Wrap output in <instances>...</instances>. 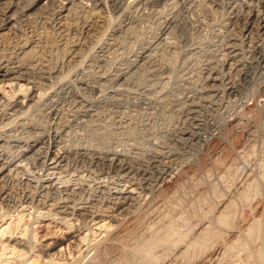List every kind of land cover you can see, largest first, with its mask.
Returning a JSON list of instances; mask_svg holds the SVG:
<instances>
[{
    "label": "rangeland",
    "instance_id": "1",
    "mask_svg": "<svg viewBox=\"0 0 264 264\" xmlns=\"http://www.w3.org/2000/svg\"><path fill=\"white\" fill-rule=\"evenodd\" d=\"M45 1L47 0L36 2L41 6ZM133 1L129 0L128 2L131 3L129 6L126 5L127 7H111L108 10L100 11V13L94 10L89 17L80 18L79 25L77 24L78 28L83 25L85 19L89 22L94 21L95 27H102L101 29L106 33H103L104 35L100 33L101 36L93 37V40L87 38L91 42L88 47L84 46L83 48L82 46L80 54L84 56L82 55L83 57L78 59V64H74L76 69L66 68L63 73L65 78L61 74V76L59 75L60 79L47 81L46 90L41 91L39 94L41 97L38 95L39 99L36 98L39 101L34 103L37 107L31 111L33 113L30 112L28 115L32 120L23 119L28 124L37 123V126H33L38 129L44 124L42 131L45 132L55 134V131L59 129L60 132L57 131L59 132V145L64 146L63 148L68 153L65 162L60 164L58 161L57 164L52 155L49 158H44L43 151L48 154L50 152V148H47L46 144L37 147L39 153L31 156V152L23 156L22 149L25 148H23L25 144L23 141L29 139V136H33V129L28 127L20 129L21 127L15 125L18 118L10 119V121L12 120L10 124L5 121L6 123H4L7 125L3 124L4 128L2 127L0 131L1 136L4 137V141L0 143V180L6 179L8 182L7 184L5 181L6 186L14 198V202H12L14 205H10L9 214L6 213L7 207L0 208V226L4 224L0 229L12 222L16 214L23 213L20 225H16V220L12 222V232L15 231L12 237L22 238L21 230L26 228L27 240L31 237L33 230H36L42 243H49L61 238L64 246L68 243L72 245L70 251L66 250L65 252V249L62 248L65 252L63 260L66 263L150 264L152 261V264H185L181 259H176L174 254L176 251L168 253L164 259L160 258L163 256H160V250L157 249L154 251V253L156 252L154 255L152 253L151 258L153 259H141L142 257L140 258L139 255L134 257L136 252L134 253L132 250L126 253L119 250L118 252L116 249L106 248L102 243L100 244L101 249L99 248V251L95 252L90 247L99 242L105 233L99 235L100 231L93 229L97 226L93 225L94 221L90 222V218L86 221L88 225L84 227L85 229L74 232L75 228L72 229L73 231L64 228L65 225L52 219V216H43L50 209L48 206L47 209L40 212H37L35 207L22 211L24 208L19 206L21 199L32 198V201L36 200L34 205H37L42 199L41 194L49 185L54 186L52 191H57L56 193L60 194H58L59 198L63 199L67 195L80 202L92 201L94 205L101 206L103 210L96 212V222L102 221V219L111 221L114 224L113 229L119 228L123 223L130 224L127 220L135 215L138 218L144 215L145 218H139L143 221L140 220L137 223L139 229L141 228L140 231H144L145 236L141 231L142 238L149 236L148 229L156 222V226L162 227L163 224H167L170 227H177L179 233L185 232L192 222L195 224L198 220H209L216 210L218 212L219 203H223L227 199L237 202L234 205L236 206L234 213L235 211L237 213V216H234L237 220H235L236 218L232 220L234 222L231 225L233 229L230 227L232 232L226 227L223 232L225 233L224 239L235 238V235H239L237 229L246 227L250 222L253 224V221L259 217L264 230V56H262V54L264 55V45L259 52L255 51L253 46L254 42L258 40H262L261 44L263 43L262 34L255 29L249 35L251 37L246 33L242 35L240 26L243 20H237L234 13L241 9L238 7L240 3L236 4L232 0H166L160 5L149 4L144 7L134 4ZM88 4L91 5V2ZM38 5L23 11L27 15L32 13L29 18L22 16L26 22H21V20L17 22H21V26L24 24L22 28L20 26L23 30L17 31L14 27V35L9 34L5 37L6 39H1L0 46L15 44L26 36H33L38 32L47 33L50 44L56 45L57 42L54 41L56 35L51 27L52 21L42 22L37 15H33L35 9L39 7ZM6 9L5 4H0V16L2 14L9 16L16 9L22 13L19 6H15L10 11ZM176 11L183 22V29L176 31V34L168 38L170 42H173L172 46H169L168 40L166 43L159 37L166 24L165 21H168L170 14L172 16ZM240 11L243 12V9ZM245 16L246 13L240 17L245 19ZM17 25L15 23V26ZM82 30L84 32L87 29L82 28ZM82 30L79 29V32L83 33ZM16 32L17 34H15ZM117 36H120L117 45L111 46L110 42ZM162 37L165 38V36ZM151 44L153 51L149 52L153 55V62L143 63L147 58L140 60L142 49ZM173 44L177 48H173ZM65 54V50L56 52L55 57L53 56L54 61L50 62L54 63L50 66L62 65L64 57L66 58ZM239 61L247 64L242 71L247 75L245 78L240 74V69L243 66H240ZM210 67H214L215 71ZM117 70L120 71L116 73ZM121 73L124 75L123 78L116 76ZM208 75H211V80L208 79ZM229 80L238 86L233 94L229 93ZM9 89L10 87L7 88V91ZM192 101L196 105L192 104ZM249 106H253L254 111L248 112ZM54 107L61 108L55 118L49 114ZM248 116L251 118L249 119ZM238 120L251 121L254 125L253 129H256L255 136L250 137L247 133L241 132L240 127L234 126ZM64 127L65 129H63ZM36 131H41V129ZM190 132L193 134L197 132L196 135L199 138L189 140L187 136ZM239 143L240 147L237 150L236 147ZM77 149L84 154L79 153ZM156 151L163 152L168 157L160 159L162 160L159 161L160 163L158 162L160 167L156 166L157 162L151 163ZM115 152L121 154L122 158H127L129 163L131 162L130 165L134 172L125 170L118 173L116 168H111L108 159H111V155ZM8 160L13 161L11 165L1 169L4 164L8 165L6 163ZM165 164H168V168L176 173L185 167H194L200 172L197 174L198 176L192 177L188 181L189 183L183 182L174 197L170 198L166 206L162 207L160 211L165 214L159 211L148 217L142 212L143 207L149 202L152 192L155 190L153 178ZM148 169L149 171H147ZM153 172H156L155 176ZM209 186L215 187L214 191ZM116 191L120 193L118 194ZM240 192L248 194V201L245 200L247 196H244L245 199H243ZM113 193L115 194L112 195ZM203 193L206 196L204 198ZM117 195L123 197L121 208L114 207L115 209L109 208L108 210L107 206L115 202L114 197ZM204 200L205 202H203ZM51 202L52 200H47L46 205L52 204ZM201 214L207 216L202 217ZM41 215L42 217H40ZM243 217L245 218L243 219ZM234 220L237 221V224ZM77 223L81 227L87 224L82 221ZM137 225H134L136 229H138ZM130 226L133 227L132 223ZM71 231L75 236H83L87 233L89 242H79L75 236L68 239ZM94 231H97L96 235H93ZM10 236L11 233L6 235V237ZM262 238L261 240L264 241ZM261 240H254L252 243L254 242L253 245L256 246L262 243ZM252 243L248 248L253 246ZM59 248L60 246L57 247V250ZM137 248H142L141 244ZM126 256L127 258L132 257L125 260ZM220 259L221 261L219 260L218 263L214 260L211 263L239 264V262L235 263L222 256ZM263 261L261 264H264Z\"/></svg>",
    "mask_w": 264,
    "mask_h": 264
},
{
    "label": "bare ground",
    "instance_id": "2",
    "mask_svg": "<svg viewBox=\"0 0 264 264\" xmlns=\"http://www.w3.org/2000/svg\"><path fill=\"white\" fill-rule=\"evenodd\" d=\"M36 1H38V0H7V1L5 0L4 2L2 0H0V4L1 5L5 4L7 9H9V11L12 10V8H14L15 6H19V9L21 8L22 13H23V11L25 9L27 10V9H32V8L36 7L38 5V2H36ZM128 1L129 0H47V1H45V3L43 5H41V6L38 5L39 7H37L35 9V12H33V15H37L39 20L42 22H47L48 20L52 21L51 27L53 29L54 34L56 35L55 36L56 39L54 41L57 42L55 46H52L50 44L51 42L48 41V39H47L48 35H46L47 33L43 34L42 32L41 33L38 32L37 34H35L33 36L28 35L25 38H23V40L21 39L22 41L16 42L15 44L14 43L11 45L4 44V45L0 46V94H1V96H0V128L1 129H0V131L2 130V127L4 128V125L7 121H8L7 124H10L12 122V120L10 121V119L15 120L16 118H18L19 120L16 119L15 125H17L19 128L21 127L20 129H25L26 127L33 129V136L32 137L29 136L30 137L29 139H27L26 141H23V142H25V144L23 145V148L24 147L25 148L22 149L24 152L23 156H26L28 153H31V152H32L31 156L39 153V151H38L39 149L37 150V147L39 145L46 144L47 148H50L51 153L49 152V154H48L46 151H43V153L45 154L44 158H46V157L49 158L52 155V157L55 159V162L57 163L59 161L60 164H61V162H63V161L65 162L67 160V158H68L67 151L63 148L64 146L63 147L60 146L59 145L60 143L58 142L59 141L58 140V138H59L58 133L60 132L59 129H57V131H59V132L54 130L55 134L53 132H45V131H42V130H44L43 129L44 124H43L42 125L43 128H42V126L39 127V125H38V127L41 129V131H36V130H40V129L33 126V125L37 126V123L28 124V122L26 123L24 120L26 118L30 119L28 117L29 113L35 107H37V105H35L34 103L37 101L36 98L38 97L39 94H41V91L46 90L45 89L47 86L46 82L51 80V79L53 80V79L59 78L61 76V74L63 75L66 68L67 69L68 68L73 69L74 64L75 65L78 64V62H79L78 59L82 58L84 56L83 54H80V51L84 48V46L88 47V44L91 42L88 39L92 38V40H93V37L95 38L96 36L98 37V36H101V34L106 33L105 30L101 29L102 28L101 26H100L101 28L95 27L96 24L94 21L89 22L88 20H85V19L83 20V22L85 21L83 23V25L78 28L77 24H78V22H80L79 21L80 18L89 17L90 15H92L94 10H96V12L99 11V13H100V11L108 10L111 7L123 8L126 5L129 6V3H131V2H128ZM164 1H166V0H134L133 2H134V4H137V5L139 4L141 7L142 6L144 7L145 5H149V4L155 5V6L160 5L161 2H164ZM198 1H201V0H198ZM232 1H235L236 4L240 3L238 7L241 8L240 10L243 9V12L240 11L239 9H238V11L237 10L234 11L235 18L237 20H243L242 25L240 26V32L242 33V35H244L246 33L249 36L250 34H252L254 32L255 29L258 30L257 32H260L262 34L263 43L261 44L262 40L261 41L258 40L257 42H254V45L252 44L255 48V51L259 52V50H261L260 48L263 47L262 45H264V0H232ZM88 2H91V5H89ZM20 5H21V7H20ZM176 7H178V6H176ZM37 11H39V12H37ZM22 13L18 12L16 9L9 16L6 14H2V16H4V17L0 16V41H1V39H4L9 34L11 36H13L14 31H15V30H13L14 27H16L17 31L23 30V29L21 30V28H22V26H24V24L21 26V24H22L21 22H24V21L26 22V19H23L24 17L22 18V16H25V18H29V16H32L31 15L32 13L28 14V15L24 14V13L22 14ZM245 13H246V16H245L246 18L245 19L241 18L240 16H243ZM20 20H21V22L17 23ZM166 21H165L166 24L163 26V28L161 30V36L159 38L162 40H165L167 43V40L169 37H172L173 34H176L175 33L176 31L183 29L182 28L183 22L180 20L179 13H177V11H176V13H173L172 16L170 14V18H168L167 22ZM15 23L18 25L15 26ZM25 25H27V24H25ZM20 26H21V28H20ZM29 28H30V26H29ZM82 28H84V29L86 28L87 30H85L83 32ZM79 29H81L82 30L81 32H83V33H80ZM106 29H107V27H106ZM15 34H17V32ZM98 34H100V35H98ZM20 35L23 36L24 33H23V35L22 34H20ZM162 36H165V38H163ZM119 37L120 36H117L116 38H114L113 41L110 42L111 43L110 45L111 46L117 45V40H119L118 39ZM249 37H251V36H249ZM16 40H18V39H16ZM179 41H180V39H179ZM253 41H251V42L253 43ZM168 42H170V41L168 40ZM172 43L173 42H170V43H168V45L172 46ZM82 46H83V48H82ZM173 46H174V44H173ZM89 48H90V46H89ZM151 48H152V44L149 46H146L142 49V52L140 55V60H145L146 58L148 59V60L146 59L145 62L143 61V63L153 62L152 61L153 55H152V53H150L153 51ZM173 48H177V46L176 47L174 46ZM60 50H63V51L65 50V53H66L65 54L66 58L64 57L63 64L59 65V66L57 65L58 67H56V65H55V67H51L50 64L54 63V62L50 63L53 60V56L55 55L56 52H59ZM115 50H116V48H115ZM227 53H229V52H227ZM262 56H264V55L262 54ZM137 58H139V57H137ZM140 60H138V61H140ZM239 62H240V66H243V68L240 69L241 70L240 74H242L241 76H243L245 78L246 74H245V72H242V71H244L243 69H245L247 64L245 62H242V61H239ZM210 68H212V67H210ZM74 69H76V68H74ZM118 71H120V70H117L116 73H118ZM125 72H127V71H125ZM68 73H69V70H68ZM66 76H69V75H66ZM116 76L123 78L124 75H123V73H121V75L116 74ZM210 76L208 77V79L210 78ZM64 78H65V76H64ZM215 79L217 80V78H215ZM209 80H211V78ZM241 80H243V79H241ZM231 81L229 80V82H230L229 83V93L233 94V92L236 91V88L238 86H236V84L231 82ZM235 81H236V79H235ZM8 87H10V89L7 91ZM213 88H214V86H213ZM207 91H209V90H207ZM37 99H39V97ZM41 101H42V99H41ZM49 102H51V101H49ZM210 102H212V101H210ZM193 103H194V101H192V104ZM59 109H61V108L54 107L51 109L49 114L51 116H53V118H55V116L59 114V111H60ZM247 109H248L247 110L248 112L254 111L253 106L252 107L249 106ZM31 113H33V112H31ZM191 113H192V111H191ZM195 116H196V114H195ZM53 118H50V119H53ZM248 118L250 119L251 117L248 116ZM30 120H32V119H30ZM192 124H194V123H192ZM196 124H197V122H196ZM234 126L240 127L241 128L240 131L243 133H247L248 136H250V137L255 136L254 132L256 131V129L255 130L253 129L254 125L249 120L246 122H242V121L238 120V122H236V124ZM45 128H46V126H45ZM59 128H60V126H59ZM63 129H65V127ZM46 130H47V128H46ZM192 132H190V134L187 136L188 139L191 141L198 137V135H196L197 132L194 134ZM2 141H4V137H2L0 134V143ZM20 142H22V141H20ZM239 147H240V143L236 147L237 150L239 149ZM78 152L81 154H84L80 150H78ZM171 153H172V151H171ZM41 155H42V153H41ZM111 156H112V158L110 157L111 159H108L110 161L111 168L112 167L116 168V171L118 173L123 172L125 170H127V172H134L132 165H130L131 162L129 163V161L126 160L127 158L126 159L122 158L121 154L116 153V152ZM165 157H167V155L165 153L156 151L155 155L153 156L154 159L151 160V163L157 162L156 166L160 167L158 165V162L162 161L160 159L161 158L163 159ZM95 158H96V156H95ZM11 162H13V161L8 160L6 162V163H8V165L4 164L1 169H4L6 166H10ZM168 164L167 165L165 164L161 170H159V171L157 170L158 172H157L156 176L154 175V173H156V172H153V175L155 176V178H153L154 180L153 179H151V180H153V182H154L155 190H154V192H152L153 193L152 197L150 198L149 202H147L146 206L143 207L144 210L142 211L145 215L147 214L148 217H149V215L153 216L152 214H156L160 210H162V207L166 206V203H168V200L170 201V198L174 197L178 188H180V186L183 185V182H188L190 179H192V177L196 176L200 172V171H198V169H195L194 167H189V168L185 167V168L181 169L178 173H176L174 170L168 168ZM162 166H163V164H162ZM151 167L153 168V166H151ZM147 171H149V169ZM218 179H219V177H218ZM5 181H6L5 178L0 180V205H1L0 208L7 207L6 213L9 214V212H10L9 207H10V205H12V206L14 205L12 203V202H14L13 201L14 198H13L12 192L6 186L7 181L6 182ZM252 182H253V180H252ZM7 184H8V182H7ZM251 184H253V183H251ZM252 186H255V185H252ZM44 187H46V186H44ZM154 188H152V189H154ZM247 188H249L248 185H247ZM211 189H212V191H214L213 189H215V187L214 188L212 187ZM42 190H44V189H42ZM52 190H54V186L53 187L51 185L47 186L46 190L43 191V193L41 194L42 199H40V201L37 205H34L35 204L34 202L36 200L32 201L31 200L32 198L30 199L28 197H24L23 199H21L19 201V206H22L24 208L22 211H25L26 208L32 209L33 207H35L37 212L44 211L45 209L50 207L48 212H45L43 214V216H45V217L46 216H52V219H54L58 223H62L63 225H65L64 228H67L69 230H72L75 228L74 232L80 231V230L82 231V229L88 225V223L86 221L88 220V218H90V222L94 221L95 223L93 225L97 226V228H93V229H95V230L98 229L100 231L99 235L105 233V236L103 238L99 239L100 241L98 240L99 242H96L94 245H92V247H90L92 250H95V252L99 251V248L101 246L100 244L103 243V245L105 244L106 248L112 249V250L116 249L117 251L118 250L121 252L124 251L125 253L132 250L134 253L135 252L137 253V254L135 253V256H134V253L132 252L133 256L136 257V255H139L140 258L142 257L141 259H143V258H145V259L149 258L150 259L152 256V253L154 255L156 253V252L154 253V251H156L157 249L160 250V256H163L160 258H164V259H165L164 256H168V253H170V252L172 253V251L173 252L176 251L174 253L176 255V259H178V258L181 259L182 262L185 264H193V263H195V264H212L213 262L211 263V261H213V260H214V262L218 263L219 260L221 261V259H222V258L220 259L221 256L223 258L230 259V260L234 261L235 263L239 262V264H249V263L250 264L251 263L252 264H261V262L264 259V241L261 240L262 237L264 238V236H263L264 233H262V232H264V230L262 229V225L260 224V221H259L260 217L259 218L257 217L258 219H255L254 220L255 222L252 220L253 224H252V222H250V223H247L248 225L244 228L238 227L239 229H237L238 230L237 233H239V235L238 236L235 235V238H233L231 240H229V238H228V240L224 239V236H225V233H223V232H225L224 230L227 227V229L228 230L230 229L232 232L233 228L231 227V225H233V223H234L232 220H233V218H236L234 215L237 214L236 211L234 213V207L236 210V206H234V205L237 202H235L231 199L230 200L227 199L223 203L220 202L218 205V206H220L218 212H216L217 211L216 210L215 213L212 214V216L209 220L207 218H206L207 220H205V219L198 220V222L196 221L195 224L192 221L191 222L193 224L192 223L190 224V222L188 221L190 225H189V227H187V226L186 227L189 230L187 229V231H185V232L182 231L179 233L178 232L179 229L178 230L176 229L177 227H173V226L170 227L167 224L165 225L163 223H162L163 226L160 227V226L155 225L157 222L155 224H153V222H152L153 226L150 225L151 226L150 228H149V226L147 227V229L149 228L148 229L149 236L144 238V236H145L144 231L141 230L144 234V236L142 238V233L140 231L141 228L139 229V225H137V223L142 219V217H144L143 214H142L143 216L139 217L141 219H139L138 216L135 215L134 217L129 218V220H127V222L129 221L130 224L125 225L123 223V225H121V224H120L121 226L119 225L120 226L119 228L113 229L112 227L114 226V224L111 221H105L102 219V221L96 222V218H97L96 212H98L102 209L101 206L94 205V203L92 201H84V202L81 201L80 202L79 200L74 199L72 197H69L67 195H66L67 197L65 196V198L62 199V198H59L60 194L58 193L59 194L58 195L56 193L57 191H52ZM244 191H242V192H244ZM117 193L119 194L120 192L118 191ZM114 194L115 193H113L112 195H114ZM247 195L248 194L243 193L241 196L246 197ZM34 197H33V199H34ZM62 197H64V196H62ZM204 197H206V196H204V193H203V198ZM239 197H240V194H239ZM245 197L243 199H245ZM122 198L123 197H120V195L115 196L114 197L115 202L113 204L107 206L108 210H109V208L115 209L114 207H117V209L121 208V206H122L121 199ZM247 199H249L248 196L245 200H247ZM47 200H52V202H51L52 204L46 205ZM239 200L242 201V199H239ZM203 202H205V200ZM92 203H93V205H92ZM212 208H215V207L212 206ZM163 210H164V208H163ZM211 211H210V214H211ZM162 212L163 211H160V213H162ZM162 214H165V213H162ZM195 214H196V212H195ZM241 214H243V213H241ZM193 215H194V213H193ZM201 215H203V214H201ZM204 215H206V214H204ZM204 215L202 217H204ZM160 216L162 217V215H160ZM40 217H42V215ZM195 217H197V216L195 215ZM13 218H14V220L17 221L16 225H20L19 223H21V221L23 220V213L19 212ZM150 218H152V217H150ZM198 218H200V217L198 216ZM244 218L245 217H243V219ZM235 220H237V218ZM78 221H82V223H87V224H85V225H83V227H81L80 225H78V223H77ZM141 221H143V220H141ZM155 221H156V219H155ZM12 222L8 223V225L5 228L0 229V264H72V263H66V261L63 260V256L65 257L64 254H65L66 250L70 251V248L72 246L71 243H68L66 246H64V244H62L61 238H59L57 240H53L52 242H49V243H42L37 236L38 233L36 232V230H33L31 232L32 233L31 237L29 238V240H27L26 239V237H27V229L26 228L24 230H21L22 231L21 232L22 238H17V239L13 238L12 235H13V232H15V231L12 232V228H13ZM181 222H182V220H181ZM236 222L237 221H235V223ZM131 223H132L133 227H134V225H137L140 232L136 231V230H138V229H136V227L133 228L132 226H130ZM140 223H142V222H140ZM177 224H179V223H177ZM22 225H24V224H22ZM174 225H175V223H174ZM3 226H4V224H2L0 226V228ZM233 227L235 228V226H233ZM90 228L92 229V227H90ZM263 228H264V224H263ZM15 229H17L16 226H15ZM72 231L69 233L70 237L68 239L74 238L75 235H73ZM234 231H236V230H234ZM10 233H11V236L6 237V235L10 234ZM145 233L148 234L147 232H145ZM96 234H97V231H94L93 235H96ZM71 235H73V236H71ZM75 237H77L76 240H78L79 242H87L88 241L87 239H89L88 238L89 235L87 233L83 236L76 235ZM259 239L261 240L262 243L258 244V245L255 244L256 246H254L253 245L254 242L252 243V241L259 240ZM69 241H71V240H69ZM75 242L77 243V241H75ZM72 243H73V241H72ZM250 243H252L253 246L249 247L250 248L249 249L248 246ZM140 244H141L142 248L139 249L137 247ZM135 245H137V246H135ZM58 246H60V248L57 250ZM62 248L65 249V252L63 251ZM220 252H222V253H220ZM69 253L73 254L71 252H69ZM8 254L10 256H7ZM220 254H221V256L219 257ZM121 257L123 258V256H121ZM131 257L132 256L127 258V256H126L125 260L130 259ZM122 258H120V259H122ZM145 259H144V261H145ZM151 259H153V258H151ZM156 260H157V258H156ZM13 261H14V263H13ZM222 261H223V259H222ZM159 262H161V261H159ZM150 264H152V261Z\"/></svg>",
    "mask_w": 264,
    "mask_h": 264
}]
</instances>
